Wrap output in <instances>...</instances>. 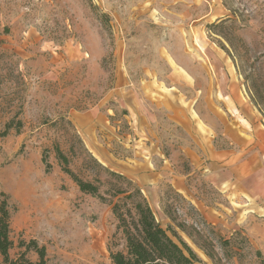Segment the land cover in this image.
Returning a JSON list of instances; mask_svg holds the SVG:
<instances>
[{
	"label": "rangeland",
	"instance_id": "obj_1",
	"mask_svg": "<svg viewBox=\"0 0 264 264\" xmlns=\"http://www.w3.org/2000/svg\"><path fill=\"white\" fill-rule=\"evenodd\" d=\"M246 72L264 79V0H0L11 257L31 240L50 264L124 251L111 199L81 192L58 146L85 181L98 184L93 156L139 186L198 264L264 261V121Z\"/></svg>",
	"mask_w": 264,
	"mask_h": 264
},
{
	"label": "trees",
	"instance_id": "obj_2",
	"mask_svg": "<svg viewBox=\"0 0 264 264\" xmlns=\"http://www.w3.org/2000/svg\"><path fill=\"white\" fill-rule=\"evenodd\" d=\"M228 22L230 23L231 19L222 21L220 25H209L207 28L210 32L213 30L215 34H224V31L218 32L215 29H222ZM225 39L228 41V36ZM244 80L250 92L251 102L264 121V79L255 80L253 75L246 72ZM55 152L63 172L71 177L81 192L96 196L105 203L111 199L109 203L118 223L116 234H120L125 242L124 251L114 252L111 250L110 258L113 264L200 263L197 255L178 237L175 230L162 228L142 189L134 182L121 174L108 170L93 156L91 159L99 170L95 177L98 184L85 181L71 170L69 158L58 146L55 147ZM43 162L48 170L50 164L47 157L43 159ZM102 173L110 177L108 181H102ZM103 185L107 186L105 194L101 193ZM114 199L117 201L114 202ZM173 237L178 238L179 243ZM13 246L10 213L7 202L4 201L0 204V264H50L46 247L40 246L36 240L22 242L20 246L25 248V251L17 258L11 257ZM31 251L37 255V261H31L27 257V252ZM207 254L212 258L213 255ZM257 257L262 258L260 252H257ZM259 264H264V261L261 259Z\"/></svg>",
	"mask_w": 264,
	"mask_h": 264
}]
</instances>
